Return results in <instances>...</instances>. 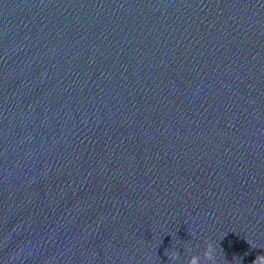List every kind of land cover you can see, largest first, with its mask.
Here are the masks:
<instances>
[{
    "label": "water",
    "instance_id": "obj_1",
    "mask_svg": "<svg viewBox=\"0 0 264 264\" xmlns=\"http://www.w3.org/2000/svg\"><path fill=\"white\" fill-rule=\"evenodd\" d=\"M205 242L264 255V0H0V264Z\"/></svg>",
    "mask_w": 264,
    "mask_h": 264
},
{
    "label": "clouds",
    "instance_id": "obj_2",
    "mask_svg": "<svg viewBox=\"0 0 264 264\" xmlns=\"http://www.w3.org/2000/svg\"><path fill=\"white\" fill-rule=\"evenodd\" d=\"M191 235H194V233H191ZM205 243L206 247L203 252V258L204 260L211 262V264H215L214 246L210 242ZM252 247L254 248L255 246ZM164 254L169 258V262H175L179 258V253L176 250L169 251L166 249ZM187 264H201V257L192 255ZM252 264H264V255H257L252 261Z\"/></svg>",
    "mask_w": 264,
    "mask_h": 264
}]
</instances>
